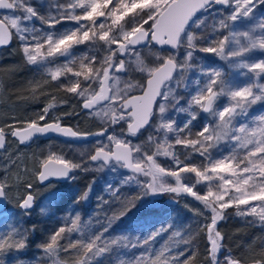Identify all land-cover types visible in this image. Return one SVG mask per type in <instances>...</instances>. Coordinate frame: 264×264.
<instances>
[{"label":"snow or ice","instance_id":"snow-or-ice-1","mask_svg":"<svg viewBox=\"0 0 264 264\" xmlns=\"http://www.w3.org/2000/svg\"><path fill=\"white\" fill-rule=\"evenodd\" d=\"M216 5L222 7L215 8ZM69 7L85 10L83 15H72L69 19L91 21L92 24L77 27L73 31L55 33L54 39L51 32L43 34L25 23L38 16L37 11L29 6L28 0H0V10H8V14H0V45L8 44L15 35L23 45L27 62L36 65L38 69L48 71L51 81H58L68 73L73 77L82 78L83 87L81 80L76 79L66 87V91L81 97V106L85 110L92 111L99 105L95 114H102L107 118L106 126L103 131L96 133H81L72 127H64L60 123L63 117L55 114L50 116L49 111L54 105L47 104L36 119L29 122L24 134L16 128H11L8 134L19 136L21 142L31 139L34 135L51 132L76 140L99 136L104 137L109 144L114 143L113 148L102 140L98 141L92 150L81 153L85 158L80 162L50 153L42 162V170L38 171L37 178L40 182L51 178L75 181L77 173H87L93 167L96 170L107 168L112 172L126 169L129 174L123 176L116 185H106L109 197L107 200L98 197L101 205L120 206L119 215L108 217L107 223L99 233L87 234L83 229H79L81 239L57 248L58 238H63L66 231L64 226H60L43 246L38 247L49 256L52 264H63L59 259V252L69 255L75 253V264H93L98 257L112 252L113 245H122L125 248L129 246L127 236L105 237L104 233L109 232L112 225L138 203L142 200L146 204L158 203L150 198L172 194L171 202L175 204L184 194L201 202L207 210L205 223L200 226L208 241L206 264H264V243L260 245L261 250L256 255L235 256L230 249L222 245L223 237L217 230L218 222L226 219L224 210L233 206L237 215L253 216L254 219L248 222H259L264 227V115L255 117L259 121L258 127H249L245 120L253 105L264 102V82H257L264 81V59L245 62L246 54L252 50H264V0H115V3L114 0H87V3L85 0H77L76 3H70ZM256 9L259 11H254ZM198 12L199 16L196 15ZM225 12L227 15H224ZM98 17H105L106 20L94 28ZM207 17L213 20L219 18V28L224 31H216V25L213 24V32L205 34L208 28ZM39 19L54 27L62 18L57 16ZM109 20L110 23L106 27ZM237 21L255 24L259 31L254 28L237 31ZM193 26L200 28L201 35H193ZM93 40L104 42L103 46L109 53L103 58L99 68L92 67L91 60L87 64L81 63L78 71H73V68L67 65H55V58L58 55H70L69 50L74 44ZM149 46H167L174 51L162 58V66L145 69L141 66L139 53L142 48ZM197 51L228 60L233 68L247 69V73L242 72L241 77L250 74L248 81L243 85H234L223 79L218 69L210 68L202 84L199 79L194 81L199 87L186 100L188 107L185 108L180 103L184 97L172 95L173 74H176V79L183 78L186 72L193 68L190 61L195 58L194 53ZM177 55L182 58L177 60ZM133 59L136 60V65L140 66V71L145 73V83L140 86L142 95H132L129 98L127 91L119 87L120 78L116 74H128L133 71ZM50 65L54 68H50ZM110 72L113 74L111 77ZM98 77L102 79L97 80ZM110 79L113 80L114 86L108 85ZM93 83H98L99 91L86 95ZM220 97L227 101L222 107L217 106ZM106 104L109 107H105ZM113 104H116L115 108L111 107ZM200 110L207 113L211 120L194 132L193 122L199 118ZM185 112H190L189 119L177 124L173 113ZM63 115L71 116L74 113ZM49 120L53 122H48ZM238 120L242 122L237 123ZM40 121L44 123L41 124ZM116 125L122 128L126 125V134L121 133L118 137L115 134ZM108 128H112L113 133L105 136ZM142 129H151L155 135H149L141 144H133L131 139L123 138L125 135L142 136ZM169 134L175 145L187 150L184 153V161L180 160L178 154L169 150L172 144L167 147L161 144L162 139L167 143ZM221 143L229 146L230 151L227 154H223ZM145 145H155V153L150 154ZM4 148L5 131L0 127V149ZM216 152L221 154L214 155ZM241 152L243 155H240ZM193 153L203 158L199 166L185 163ZM158 156L172 157L173 166L169 169L162 167L157 162ZM182 173L185 174L183 180L186 181L193 180L187 174H194V182L182 183ZM214 179L218 181L215 185L212 184ZM200 182H208L204 194L195 190ZM17 187L18 185L8 184L6 178H0V197H6ZM23 187L18 206L25 216H30L35 204L33 184L26 182ZM91 188L90 183L74 203L86 201ZM122 188H129L131 194L121 191ZM254 201L260 202L258 207L253 204ZM242 205L245 207L241 208ZM79 219L77 215L69 231L76 229ZM171 227V224L157 225L143 238L136 237L135 243H131V248L140 247L143 251L134 254L122 264H194L196 250L189 240L183 242L189 245L190 258L181 260L170 254L166 255L167 245L159 251L154 250L156 238ZM35 230L34 225L28 229H16L10 240L0 236V264H5L2 257L6 251L14 249L20 252L26 249L29 234H34ZM173 235L181 236V233L173 231ZM179 256H184V252L179 253ZM19 264H23V261H19ZM42 264L48 262L45 260Z\"/></svg>","mask_w":264,"mask_h":264},{"label":"trees","instance_id":"trees-1","mask_svg":"<svg viewBox=\"0 0 264 264\" xmlns=\"http://www.w3.org/2000/svg\"><path fill=\"white\" fill-rule=\"evenodd\" d=\"M13 45L14 43L10 48L2 50L0 53V73L3 75V81H5V89L11 96V102L8 103L11 107L10 111L5 113L3 109L0 114V117L3 118L0 127L4 128L5 137L8 141L0 164L1 161L6 160V152L15 141L8 134L10 129L26 127L30 121L36 119L47 104L54 105V108L50 109L52 113L50 111L49 115L62 116L60 123L63 125L75 127L82 133H96L104 130V128L96 125L93 120L82 119V116L78 115L79 106L73 101V98L59 89H55L47 81V78L35 73L30 68H22L20 66L22 60L19 54L7 56L11 55ZM15 68L19 69V73L10 74ZM64 113H74V115L64 116ZM50 121L52 120L48 122ZM39 123L44 122L40 121ZM41 144L46 143L38 140L27 147H21L17 143L20 150L26 151L24 157H29L28 166L35 164L39 161L40 156H43L39 149ZM33 170L27 174L32 176ZM77 175L75 181L67 183H50L48 186L33 183L35 208L31 211L30 216L23 214L18 206L19 199L12 203L9 198L11 194L7 195V210L11 213L0 218V236L10 240L16 229H28L34 225L36 230L34 234H29L26 249L20 252L13 249L3 254L2 258L5 260V264H19V261H23V264H42L45 260L48 264H52L49 256H46L42 248L38 246H43L49 240L50 235L60 226H64L66 231L63 238H58L57 248L60 245L81 239L79 229H83L87 234L99 233L107 223L108 217L119 215L120 206L118 204L109 207L107 204L101 205L98 200V197L107 200L109 197L106 185L109 183L116 185L119 181L104 183L97 178L95 173H77ZM34 181L33 179L32 182ZM90 183L92 188L87 200L74 203L77 196L87 190ZM121 191L131 194L129 188H122ZM20 194L22 195L23 192ZM150 199L158 201V203L146 204L142 200L127 215L117 220L109 232L104 233L105 237L127 236L129 246L125 248L122 245H113L112 252L98 257L93 261V264H122V262H126L134 254L143 251L140 247L131 248V243H135V238H143L151 229L161 224H171L172 227L156 238L155 251H159L161 247L167 245L166 255L170 254L172 257H178L181 260L190 258L189 245L183 242L189 240L196 250L194 264H206L208 241L205 231H202L200 226L205 223L207 210L201 203L187 195L180 196L178 203L175 204L171 202L172 194H163L155 199L153 197ZM198 213H203V215ZM233 213L232 209L225 212L226 219L217 225V230L221 232L223 237L222 245L230 249L235 256L248 257L258 254L261 250L260 245L264 243V227L259 222L249 223L248 221L254 219L253 216L234 219ZM77 215L80 219L76 222V229L69 231L72 229L73 221ZM173 231H179L181 236H174ZM181 252H184V256H179ZM58 256L63 264H75V253L69 255L59 252Z\"/></svg>","mask_w":264,"mask_h":264},{"label":"rangeland","instance_id":"rangeland-1","mask_svg":"<svg viewBox=\"0 0 264 264\" xmlns=\"http://www.w3.org/2000/svg\"><path fill=\"white\" fill-rule=\"evenodd\" d=\"M77 0H28L29 6H32L36 11L38 16L33 17L32 20L26 21L25 23L28 24L30 28L35 27L38 31H41L43 34H48L51 32L55 37V33H63L66 31H73L77 27H83L87 26L89 24H92L91 21H74L69 19L68 17L72 15H83L84 9H81L79 7L72 9L69 7L70 3H76ZM85 3H87V0H85ZM115 3V0H114ZM215 8H221V7H216ZM59 9V11H58ZM254 11H259V9H256ZM0 14H8V12L1 11ZM224 15H227V12L224 13ZM61 17V22L56 23L54 27H50L48 23H45L43 20L39 19V17H46V18H51V17ZM218 19L213 20L211 17L206 18V22L208 24V28L206 30L205 34H209L213 32V24L216 25V31L223 32V29L219 28L218 25ZM250 19V18H246ZM264 19V18H262ZM106 20L105 17H98L96 18V23L93 25V27H98L99 23L104 22ZM110 23V20L106 23V27ZM193 35H201L200 28L197 26H193ZM249 28H254L257 32L259 31V28L255 24L251 23H241L239 21L235 22V29L237 31H246ZM114 30V29H113ZM91 34V33H90ZM14 45L11 49V55H7L11 57L14 54H19L20 58L22 60V64L20 65L22 68H30L32 71L35 73H38L45 78H47L48 82L53 85L55 89H59L60 91L66 93L68 96L73 98V101L76 104L81 103L82 98L77 97L75 94L69 93L66 91V87L70 85V83L75 82L76 79L81 80V86H84V82L82 78H76L73 77L71 73H68L66 76H61L58 81H51L50 79V73L44 69H38L36 65H32L27 62L26 54L23 51V45L20 43V41L15 37L14 35ZM104 42H100L98 40H93V41H85L80 44H74L73 47L69 50L70 55H65V56H57L55 58V65H67L68 67H72L73 71H78L80 70V64L85 63L87 64L90 60L92 61L91 66L94 68H99L100 64L103 61V58L108 56L109 53L107 49L103 46ZM181 52H183V49H181ZM173 52L165 49L162 50L156 46H149L148 48H142L140 53H139V60L141 61V66L144 67L145 69H154L156 67H159L162 65V58H166L169 54H172ZM247 59L245 62L251 63V62H258L260 59H264V50L261 49H254L252 52L246 54ZM194 59L190 61V63L193 65V68L188 70L185 74V76L181 79H176L175 78L172 81V95H177V96H183L184 99L181 100V104L184 105L185 108L188 107L186 100L190 97L191 94H194L196 89L199 87L198 84L194 83V81L198 80L201 82V84L206 80V72L210 68H216L221 72V76L223 79L231 82L234 85H243L248 81V75H245L244 77H241V73H247V69H236L230 66V61L228 60H221L218 57H216L214 54H206V53H201V52H195L194 53ZM94 58V59H93ZM182 57L180 55H177V60L181 59ZM133 64V71H131L128 74H124L123 72L117 73L116 75L119 76L120 78V84L119 87L121 89H125L127 91V94L134 95L135 93H140L142 92L140 90V86L145 83V73L140 71V66L136 65V60H132ZM50 68H54V66L50 65ZM21 69V68H20ZM19 69L15 68L13 71L10 72V74H13L15 72H18ZM22 71V69H21ZM19 73V72H18ZM110 77L113 75L110 72ZM102 79V77H98L97 80ZM3 81V75L0 73V114L2 113L3 109L5 113H8L11 109L8 103L11 102V96L7 93L5 89ZM257 82H264L257 80ZM58 85H63V87H58ZM109 86H114V82L112 79H110V85ZM93 91L98 92L99 91V86L98 83H93L91 87L88 89V92L86 95H91ZM226 99L224 97H220L219 100L217 101V106L222 107L226 103ZM105 107H109V105H105ZM111 107L115 108L116 104L111 105ZM27 108V107H26ZM99 109V106L93 110L89 117V120H93L96 125L101 127L102 129L105 128V120L107 119L106 117L97 116L95 114L96 110ZM52 113V110H50ZM49 111V113H50ZM176 119L177 124H182L185 122L187 119L190 117V112H185V113H173ZM258 115H264V102H258L256 105H253L252 108L249 110V116L245 118L246 122L249 124V127H258L259 126V121L256 120V116ZM28 116V115H27ZM2 117H0V124L2 122ZM5 120V119H4ZM211 118L207 113H204L202 110H200L199 113V118L193 122V131H198L204 123H209ZM237 123L242 122V121H236ZM115 127V134L119 137L121 133L127 132V126L124 125L123 128L120 125H116ZM21 128V127H16ZM113 129L108 128V131L105 133V136L112 134ZM149 135H155V133L152 132L151 129H146L143 131V135L140 136L138 134L137 137H128L124 136L123 138L125 139H131V142L133 144H141L142 142L147 140V137ZM103 141L106 145L109 147H113V144H109V142L104 138V137H99L95 136L94 140L89 143H85L82 145H77V144H71V145H64L62 143L56 144V142H50L49 147L43 152V156H40L39 161L35 162V164H31L28 166V156L24 157L25 150H20L19 146L15 141H13L12 146L7 150L6 152V160L1 161L0 164V178H6L7 183L10 185H18L17 189L10 192L9 198L12 203L17 202L19 199V196L21 195L20 193L24 191L23 185L26 182H31L36 183L37 182V176H38V171L40 170V167L42 166V162L48 157L50 153H55L57 155H63L67 159H72L74 162H80L82 161L85 157L81 155V153H86L90 150H92L96 145L98 141ZM161 144H164L166 147L168 144H172V147L169 149L172 151L174 154H178L180 157V160L184 161V153L185 150L182 146L180 145H175L174 141L171 140V134L168 135V140L167 143L165 140L160 141ZM56 146H58L59 150H57ZM221 149L223 150V154H227L230 151L229 146H227L224 143H221L220 145ZM145 148L150 152V154H154L156 151V146L155 145H145ZM39 150V149H38ZM38 152L36 153V155ZM221 153L216 152L214 155L219 156ZM240 155H243V152L240 153ZM157 162L162 166L165 167L166 169H169L173 166V159L172 157H165V156H158L156 157ZM203 160L202 157L199 155L193 153L191 158L185 163L188 164H195L196 166L200 165V162ZM32 161V160H31ZM28 167V169H27ZM34 169V170H33ZM33 170L34 172L32 173V176L28 175L27 173ZM88 173L94 174L97 176V178L102 181L108 183L109 181H120L123 176L128 175L126 174L123 169H119L116 172H112L109 169L105 168L102 170H96L95 167H93L92 170L88 171ZM185 174L182 173V183H192L195 180L194 174H187L190 177L193 178L192 181H186L183 180V176ZM247 175V174H245ZM226 178H229L226 176ZM33 179L35 180L34 182ZM208 182H200L199 184L196 185L195 190H197L200 194H204L205 192V185ZM218 183L216 179L212 181V184L215 185ZM215 190V188H214ZM234 192V189L232 190ZM232 192L229 193V195L232 194ZM184 195V194H182ZM181 195V196H182ZM188 197L193 198L190 195H187ZM156 197H153L155 199ZM227 199V197H226ZM199 202V201H198ZM201 203V202H199ZM258 201H254L253 204L256 205L257 207L259 206ZM202 205V203H201ZM203 206V205H202ZM241 208H244L245 206H240ZM232 209L234 211L233 217L234 219L238 218H247L249 216H240L236 214V208L230 207L226 210H224V213L227 212L228 210ZM11 212L9 211L6 215L8 216ZM3 216V217H4ZM2 218V217H1ZM219 221L218 223H220Z\"/></svg>","mask_w":264,"mask_h":264},{"label":"water","instance_id":"water-1","mask_svg":"<svg viewBox=\"0 0 264 264\" xmlns=\"http://www.w3.org/2000/svg\"><path fill=\"white\" fill-rule=\"evenodd\" d=\"M216 7H222V6H220V5H216ZM1 11H5V12H8V10H1ZM196 15L197 16H199L200 15V13L198 12V13H196ZM13 38H14V36L11 38V40H10V42L8 43V44H6V45H0V52H1V50H4V49H8V48H10L11 46H12V44H13ZM156 47H158V46H156ZM158 48H160V47H158ZM160 49H162V50H165V49H168V50H170V51H174V50H172V49H170V48H168L167 46H164V48H160ZM160 66H162V65H160ZM159 66V67H160ZM175 73L173 74V77L175 78ZM166 84L168 83V82H165ZM108 85H110V80L108 81ZM162 90H163V88H162ZM110 94V93H109ZM143 93L141 92V93H138V94H134V95H142ZM129 98H131V96H129ZM157 100H159V98H157ZM103 103V102H102ZM99 105H97L96 106V108L98 107ZM82 110H83V112H86V113H90L91 111H89V110H85V109H83L82 108ZM27 127L28 126H26V128H22V129H17V130H19L20 131V133L21 134H24V132H25V129H27ZM64 127H67V126H64ZM73 130H75L74 128H73ZM146 129H142L141 131L143 132V131H145ZM52 136H57V137H61V138H63L64 140H67V141H72L73 143H75V144H78V145H81L82 143H89V142H92V140H94V138H95V136H88L87 137V139H84V140H76V139H74V138H69V137H64V136H61V135H59V134H57V133H51V132H49V133H47V134H43V135H34L31 139H29V140H25V141H23V142H21V140H20V137L19 136H12V139H14V140H17L18 141V143L21 145V146H24V147H26L29 143H31V142H33V141H36V140H38V139H40V138H42V139H44V140H48L49 139V137H52ZM5 146H6V140H5ZM113 148H114V145H113ZM5 149V148H4ZM4 149H0V153L2 152V150H4ZM40 170H42V166H41V168H40ZM123 171L127 174H129V170H126V169H123ZM38 177V176H37ZM70 180H67V179H56V178H51L50 180H48V181H44V182H40L39 180H38V178H37V182H38V184L39 185H41V186H48V185H50V183H57V184H61V183H67V182H69ZM35 208V204H34V207H33V209ZM8 209V205H7V201H6V197H0V218L1 217H3L4 215H6L8 212H9V210H7ZM21 209V208H20ZM32 209V210H33ZM31 210V211H32Z\"/></svg>","mask_w":264,"mask_h":264},{"label":"flooded vegetation","instance_id":"flooded-vegetation-1","mask_svg":"<svg viewBox=\"0 0 264 264\" xmlns=\"http://www.w3.org/2000/svg\"><path fill=\"white\" fill-rule=\"evenodd\" d=\"M13 40H14V38H13ZM14 43V42H13ZM2 51V50H1ZM1 53V52H0ZM141 93V92H140ZM135 94H138V93H135ZM130 96H132V95H130ZM78 106H79V112H78V115H81L82 116V119H87V120H89V115H90V113L93 111H91L90 113H86V112H83V110H82V106H81V103H80V105L78 104ZM95 110V109H94ZM50 122H53V121H50ZM41 124H43V123H41ZM62 126H66V125H63V124H61ZM28 126V125H27ZM67 127H72V126H67ZM23 128H26V127H23ZM72 128H74L75 130H77L75 127H72ZM17 129V128H16ZM18 129H22V128H18ZM82 133V132H81ZM12 137V136H11ZM5 140H6V137H5ZM38 140H41L42 142H45L46 144H41V147L39 148L41 151H42V153L49 147V144H50V142H56V144H60V143H62V144H64V145H71V144H75V143H73L71 140L70 141H67V140H64L63 138H61V137H57V136H52V137H49V139L48 140H44V139H42V138H40V139H38ZM38 140H36V141H33V142H31V143H34V142H37ZM17 143H18V141L17 140H15ZM31 143H29L28 145H30ZM19 144V143H18ZM82 144H85V143H82ZM81 144V145H82ZM27 145V146H28ZM78 145V144H77ZM6 146H7V140H6ZM6 146H5V148H6ZM19 146H21L20 144H19ZM26 146V147H27ZM21 147H24V146H21ZM56 148H57V150H59V148H58V146H56ZM5 150V149H4ZM4 150H2V152L0 153V159H1V157H2V154L4 153ZM41 168V167H40ZM6 201H7V196H6Z\"/></svg>","mask_w":264,"mask_h":264},{"label":"bare ground","instance_id":"bare-ground-1","mask_svg":"<svg viewBox=\"0 0 264 264\" xmlns=\"http://www.w3.org/2000/svg\"><path fill=\"white\" fill-rule=\"evenodd\" d=\"M8 142V141H7Z\"/></svg>","mask_w":264,"mask_h":264}]
</instances>
